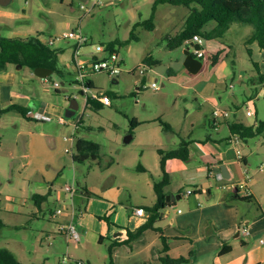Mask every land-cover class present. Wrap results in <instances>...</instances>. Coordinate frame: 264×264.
<instances>
[{"label":"rangeland","instance_id":"374dc122","mask_svg":"<svg viewBox=\"0 0 264 264\" xmlns=\"http://www.w3.org/2000/svg\"><path fill=\"white\" fill-rule=\"evenodd\" d=\"M102 1L104 5L93 8L94 0H11L0 5V20H7L6 25L0 24L3 37L23 38L40 33L49 38L80 29L89 39L83 54L94 53V46L118 42L116 52L127 64L118 83L105 73L91 76L95 85L92 90L105 93L112 100L111 107L99 110L86 105V98L79 95L75 83L76 74L68 69L71 42L56 45L66 49L60 62L63 76L53 73L44 81L29 68L14 65L0 73L2 109L9 108L12 101L30 112V119L18 111H9L0 118V248L10 250L22 264H60L59 259L66 256V264H108L110 241L123 233L130 222L140 221L133 208L143 203L150 205L154 196L151 190L140 189L133 181L139 176L144 183L148 175L129 173L127 167L139 161L142 150L152 149L141 144L166 132L167 125L174 129L183 125V137L199 141L210 134L217 140L228 134L226 125L220 133L209 126L215 109L229 112L231 122L247 126L264 121L263 56L255 51L252 59L245 45L253 33L252 25L236 22L224 38L205 40L202 68L192 74L184 66L185 51L190 45L176 49L167 46L169 39L182 30L190 13L188 8L159 5L155 29L149 31L144 27L134 29V25L150 19L156 0ZM81 6L90 12L81 10ZM215 26V22H209L204 31L209 33ZM149 53L156 61L148 66V73L158 79V91L152 89L147 77L141 82L137 75L128 72ZM1 74H11L12 81H5ZM55 83L60 85L58 91ZM73 99L79 110L67 118L65 111ZM58 109L67 124L37 120L34 116L38 111ZM133 119L140 122L134 130L130 125ZM129 136L132 139L125 143ZM80 138L99 145L97 160L73 161ZM244 150L256 153L254 169L259 167L264 163V134L247 140ZM110 177L115 183L107 188ZM127 183L131 185L129 190L124 188ZM68 186L74 188L73 197L66 191ZM86 188L90 196L84 194ZM34 196H45L46 201L36 205ZM251 205L250 213L262 216L260 206L255 202ZM59 208L67 213L51 220V212ZM240 208L243 214L249 211ZM72 211L80 242L68 241L59 232L60 226L71 220ZM260 237L264 238V233L255 241L259 247L264 246ZM244 239L239 236L238 242ZM234 257L248 261L250 254L247 249L237 250Z\"/></svg>","mask_w":264,"mask_h":264},{"label":"crops","instance_id":"0c3cea01","mask_svg":"<svg viewBox=\"0 0 264 264\" xmlns=\"http://www.w3.org/2000/svg\"><path fill=\"white\" fill-rule=\"evenodd\" d=\"M20 17L17 15V19H20ZM0 21L1 25L7 23V20ZM256 45L254 43L248 46L251 50V57L253 59L256 51L263 56L264 62V53ZM73 47L72 44L70 59ZM55 49L62 52L59 57L61 62L66 49L61 46H56ZM91 54L86 53L85 55L89 56ZM146 58H151V62L156 61L150 53ZM146 58L141 59L139 63H144ZM70 59L68 62H70ZM139 63L137 64L139 65ZM137 64L135 66H138ZM123 65L124 67L127 65L124 59ZM1 75L5 81H12L13 79L11 74ZM91 76L89 80L93 83ZM146 77L149 81L156 79L150 76L149 73ZM142 79L139 78L138 80L143 82L144 79ZM117 80H113V82L118 83ZM93 86H95L94 83ZM11 105H15V103L10 101L8 106ZM60 111L62 110L58 109L55 112L44 110L40 112L46 113L50 118L48 122H58V119L63 117ZM57 114L58 117H55ZM211 121L212 123L210 122L209 126L213 131L220 133L222 126L226 125L228 134H225L220 140L210 134L204 140L191 141L183 137V132L186 131L183 125L177 129L170 126L169 131H161L150 142L141 144L142 147H152V149L142 150L139 161L135 165L128 166L127 171L136 175H148L144 179V183L143 178H139V176L134 178L133 181L137 183L140 189L147 190L148 188L151 190L154 196L150 205L143 203L133 208V214L140 221L132 224L130 222L129 227L124 229L123 233L116 234L115 239L110 241L111 244L114 241H126L127 230L134 232L148 220V213H145L144 216H138L135 211L139 208L151 207L156 203L154 184L162 179L159 151L177 149L183 140L189 143V156L187 161L171 159L165 164V171L170 179L168 186L165 188L168 206L160 210V219L154 224L157 231L148 229L144 231L140 238L128 244L114 247L112 251L114 264H162L161 257L165 255H168L171 259L185 258L188 260L185 264H263L264 246H257L255 241L264 233V207H262L264 174H262L263 171H260L261 167L264 170V163L254 169L253 160L256 153L254 151L248 153L244 150V145L247 144L246 141L234 140L228 125L233 123L230 121V116L221 120L218 126H214L212 117ZM75 124L72 122V125ZM76 128H78V125ZM172 135L178 136V140L171 138ZM137 168L142 169L138 171ZM113 183H115V179L110 177L107 188H111ZM243 184L245 189L240 190ZM130 186L127 183L124 188L129 190ZM237 189L239 192L236 191ZM85 191L89 192L87 188ZM189 191H192V193L188 194ZM246 191H249V196H246ZM172 199L174 200L172 201ZM253 202L260 206L262 216L257 217L250 213ZM241 206L244 209H249V211L243 214L240 211ZM52 213L54 212L50 214L51 220H53L51 218ZM251 219L253 220L252 224ZM252 225L253 231L251 233ZM243 226L248 227V236H244L239 231V228ZM239 236H244L246 239L238 242ZM261 239L263 238L260 237ZM102 240L103 238L100 237V243ZM165 247H167V252L163 253ZM226 247L230 248L229 252L225 251ZM246 249L250 254L248 261H245L244 257H234L237 250L246 251ZM59 263L66 264V260L64 258L63 260L59 259Z\"/></svg>","mask_w":264,"mask_h":264},{"label":"trees","instance_id":"16d2710c","mask_svg":"<svg viewBox=\"0 0 264 264\" xmlns=\"http://www.w3.org/2000/svg\"><path fill=\"white\" fill-rule=\"evenodd\" d=\"M159 5L183 6L190 10L188 17L185 20L183 29L174 38L169 39L168 48L176 49L185 44L186 41L191 40L194 35H200L205 40L222 39L229 31L232 24L238 22L242 24H249L253 26V33L246 40L247 52L251 57V50L249 45L256 43L260 50L264 53V0H156L153 5V14L149 20L138 22L134 25L137 27H144L149 31H154L155 12ZM209 22H215L216 27L211 32H205L204 28ZM133 29V31H134ZM40 34L28 37H14L6 38L0 35V73L4 72L8 66L14 65L20 68H29L32 72L37 68H46L53 71L60 76H63V70L60 68V55L62 52L56 49H50L42 43L39 39ZM132 37L135 38L134 34ZM118 42H114L106 46L108 52H115ZM217 62V59L214 60ZM144 64L152 66L151 58H146ZM257 67V64L254 63ZM88 86L90 89H95L93 83L89 80ZM58 91V89H57ZM87 106L99 110L103 105L91 97L88 98ZM9 111H18L25 118L28 117L29 110L17 105H11L7 109H2L0 102V118ZM132 130L136 129L140 122L136 119L130 121ZM229 130L232 135H237L243 141L253 139L264 134V121H260L257 125L247 126L241 123H229ZM170 130V126H166V131ZM188 145L189 143L183 141L179 147L169 151H159L160 166L162 170V179L154 184V192L156 194V203L151 207H144L145 213H148V220L141 225L136 231L131 232L127 230V239L124 242L114 241L109 246V262L114 264L112 260L113 248L117 245L128 244L142 236L144 231L154 229V224L160 219V210L168 206L166 203L165 188L169 184V175L165 171V164L171 159L188 160ZM76 154L73 156V161L82 163L88 159L97 160L99 158L100 147L97 143L88 141L86 139H77L75 144ZM142 168H137L140 171ZM144 171V170H143ZM239 192V190H236ZM90 196L89 192H85ZM36 205L46 201L45 196H34ZM157 231V230H156ZM160 231V230H158ZM225 251H230L226 247ZM167 252V247L164 248L163 253ZM223 253V252H222ZM227 253V252H225ZM187 259H171L168 255L161 257L162 264H185ZM0 264H22L15 255L8 249L0 248Z\"/></svg>","mask_w":264,"mask_h":264},{"label":"built area","instance_id":"2783aa9c","mask_svg":"<svg viewBox=\"0 0 264 264\" xmlns=\"http://www.w3.org/2000/svg\"><path fill=\"white\" fill-rule=\"evenodd\" d=\"M83 2H87V0H83ZM96 4L104 5L102 0H94L92 3L91 8L96 6ZM81 10L85 11L86 13H89L91 9L85 8V6H81ZM39 39L42 41L44 45L49 47L50 49H55L57 43L59 42H68L72 43L74 45L73 52L71 55V59L69 62V69L72 70L76 74V80L75 83L78 85L79 91L83 93V96L86 98V103L89 97H87V94L93 92L91 98L93 100L99 101L104 107H111L112 106V100L111 97L105 93L98 92L97 90H92L88 86L89 77L93 74H101L105 73L108 75L109 78L112 80H117L121 73L124 71V65H123V59L121 58V55L118 52H108L106 50V47L103 45H97L94 46L95 52L91 55H84L83 50L88 47L89 45V39L82 33L80 29L71 30L69 32H65L61 35H57L55 37H49L45 38L42 35L39 36ZM205 39L200 35H194L191 40H188L185 42V44L190 45L191 43L197 44L200 46L199 50H195L193 52L194 56L198 59L203 60L204 58V51L202 49V45L204 43ZM89 57V58H87ZM130 74L137 75L139 78H145L148 75V66L146 65H139L134 67L133 69L129 70ZM44 81H47V79H44ZM158 79L151 80V87L153 90L158 91L160 87L157 84ZM54 88L59 89L60 85L58 83L54 84ZM248 115L251 116L252 113L248 111ZM35 118L37 120L42 121H50V118L46 115V113L43 112H36L34 114ZM229 112H226L224 110L215 109L212 113V119L214 126H218L219 122L223 119L228 118ZM58 122L60 124H65L66 120L61 117L58 119ZM234 140L240 139L239 136L233 135ZM260 171H263V167L260 168ZM245 186L244 184L241 185L240 190H244ZM66 191L70 193L71 197L74 196V188L73 186L66 187ZM192 191H189L188 194H191ZM249 191H246V196H249ZM66 213V211L63 208L57 209L56 212L52 213L51 218L53 220H56L59 216H62ZM136 215L138 216H144L145 211L142 208H139L135 211ZM71 220L65 224H62L59 228V232L65 236V238L68 241H76L80 242L81 235L78 232L75 224L73 223V219L75 218L74 211H72ZM239 231L244 235H249L248 227H240ZM261 244H264V238L260 240ZM68 257L66 256L64 260H66ZM74 264H85L83 261H75Z\"/></svg>","mask_w":264,"mask_h":264},{"label":"water","instance_id":"95a60500","mask_svg":"<svg viewBox=\"0 0 264 264\" xmlns=\"http://www.w3.org/2000/svg\"><path fill=\"white\" fill-rule=\"evenodd\" d=\"M11 0H0V5L5 6L7 5ZM191 48L195 50H199L200 46L194 43L190 44V47L185 51V62L184 66L187 68V70L192 73L196 74L200 71L202 68V60L198 59L194 56L193 53H191ZM34 75L41 78V79H47L49 76L53 74V71L46 68H37L33 71ZM79 95L83 96V93L79 91ZM79 110V105L76 99L71 100L69 107L65 111V115L67 118H72L75 116L76 112ZM131 136H129L125 143H128L131 140ZM168 200V198H166ZM174 199H172L173 201Z\"/></svg>","mask_w":264,"mask_h":264}]
</instances>
